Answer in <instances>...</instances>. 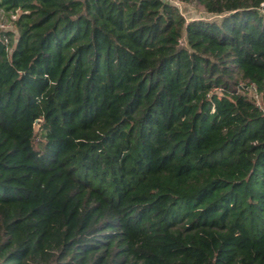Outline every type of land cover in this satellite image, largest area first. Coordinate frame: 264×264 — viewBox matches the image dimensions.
<instances>
[{"label":"trees","instance_id":"1","mask_svg":"<svg viewBox=\"0 0 264 264\" xmlns=\"http://www.w3.org/2000/svg\"><path fill=\"white\" fill-rule=\"evenodd\" d=\"M0 25V264H264V0H0Z\"/></svg>","mask_w":264,"mask_h":264},{"label":"rangeland","instance_id":"2","mask_svg":"<svg viewBox=\"0 0 264 264\" xmlns=\"http://www.w3.org/2000/svg\"><path fill=\"white\" fill-rule=\"evenodd\" d=\"M174 4L177 6L179 12L186 20L206 17L202 13V10L193 4L191 5L188 4L185 5L182 3H174Z\"/></svg>","mask_w":264,"mask_h":264},{"label":"water","instance_id":"3","mask_svg":"<svg viewBox=\"0 0 264 264\" xmlns=\"http://www.w3.org/2000/svg\"><path fill=\"white\" fill-rule=\"evenodd\" d=\"M37 125H36V121L33 123V128L36 129Z\"/></svg>","mask_w":264,"mask_h":264},{"label":"built area","instance_id":"4","mask_svg":"<svg viewBox=\"0 0 264 264\" xmlns=\"http://www.w3.org/2000/svg\"><path fill=\"white\" fill-rule=\"evenodd\" d=\"M1 26V25H0Z\"/></svg>","mask_w":264,"mask_h":264}]
</instances>
